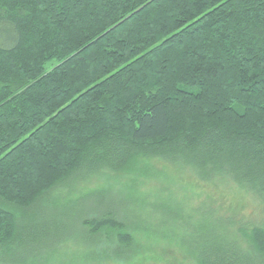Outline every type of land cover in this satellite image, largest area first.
Instances as JSON below:
<instances>
[{
	"label": "trees",
	"instance_id": "16d2710c",
	"mask_svg": "<svg viewBox=\"0 0 264 264\" xmlns=\"http://www.w3.org/2000/svg\"><path fill=\"white\" fill-rule=\"evenodd\" d=\"M139 159L256 198L259 222L210 214L188 244L264 264V0H0V264L133 246L118 211L50 206Z\"/></svg>",
	"mask_w": 264,
	"mask_h": 264
},
{
	"label": "rangeland",
	"instance_id": "374dc122",
	"mask_svg": "<svg viewBox=\"0 0 264 264\" xmlns=\"http://www.w3.org/2000/svg\"><path fill=\"white\" fill-rule=\"evenodd\" d=\"M55 65L49 64L48 69ZM70 187L52 194V200H60L61 205L50 206V210L57 215L69 213L72 220L94 218L107 209L118 211L134 244L129 249L102 244L89 251L65 243L47 264H70L73 260L80 264H196L188 244V236L196 234L195 225L211 214L233 220L236 228L241 220L259 222L262 208L251 194L229 183H203L150 159H139L124 174L95 175L74 181ZM162 222L168 224L163 227ZM183 237H188L187 242Z\"/></svg>",
	"mask_w": 264,
	"mask_h": 264
}]
</instances>
